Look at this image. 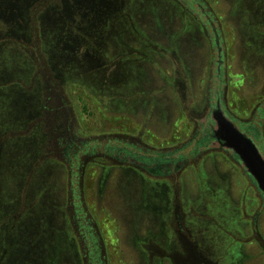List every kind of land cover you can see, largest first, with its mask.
<instances>
[{
	"label": "rangeland",
	"instance_id": "1",
	"mask_svg": "<svg viewBox=\"0 0 264 264\" xmlns=\"http://www.w3.org/2000/svg\"><path fill=\"white\" fill-rule=\"evenodd\" d=\"M60 1L0 20V89L14 80L40 99L4 138L40 131L28 181L39 169L31 191L44 189L15 252L3 257L0 241V264H264L261 193L216 136V112L237 117L264 156V0H116L125 14L89 30L70 10L50 14ZM173 134L182 140L164 144ZM32 148L0 160L23 164ZM142 178L146 202L159 183L158 209L143 206Z\"/></svg>",
	"mask_w": 264,
	"mask_h": 264
},
{
	"label": "trees",
	"instance_id": "2",
	"mask_svg": "<svg viewBox=\"0 0 264 264\" xmlns=\"http://www.w3.org/2000/svg\"><path fill=\"white\" fill-rule=\"evenodd\" d=\"M36 1L37 0H25L24 2L23 0H20L19 3H16L17 0H14V2L13 0H11L9 2L10 4H8L6 3V0H0V20L1 21L3 20L5 13L9 9H11V14H15V13L23 14V12L27 14L28 10H32V12L34 13V10H36V8L33 9V4ZM42 1L44 2V0ZM115 1L116 0H61L60 3L56 5V7L54 6L52 9L50 8V14L54 15L56 14V12H58V14H61L62 12L65 11L68 12V10H70L73 13L82 16L85 23V29L89 30L92 27H95L100 20L106 21L108 17H110V15H112L115 12L116 13L120 12V14L121 13L125 14L126 11H123V9L121 8L115 9ZM26 16L27 17L23 18V21L25 20L28 22L29 19L28 14ZM8 21L13 26V28L18 27L17 25H15L16 19L13 20V17H10ZM43 27H44V33H43L44 38L50 39L52 38V36H50L48 32L51 33L50 31L51 30L54 31L55 29H57L58 26H56V28L52 26V28L49 29H48V25H47V29H45V26ZM12 82L7 81L6 82L7 84L3 85V87H1L0 89L2 92L4 91L8 92L6 94L0 93V107H2L1 108L2 111L0 112V155L5 150L7 151L11 146L21 147L24 148L25 150V147L29 143H31L33 145V148L31 149V152L28 155L23 157L24 158L23 164H17L16 166L13 167V165L10 164L9 162H4L0 160V241L3 245L2 246L3 249L1 252V255L3 257L9 256L10 253L15 252L16 248L18 247L19 244L17 242V235H18L17 228L18 226H20V223L23 220L25 221L26 219H33V215L38 216L41 213L40 210L41 203H39V201L41 200L44 190V189L38 190L37 192L31 191L33 190V186L39 184L38 182L40 179L38 176L39 169L33 172V176L31 175L28 181V178L30 176L29 172L31 168L34 166L36 157H38L40 152V146H39L40 141L38 142V140L36 139V137H39L41 135L40 131L36 130L34 132H31L27 137L10 136L12 140L6 137L4 138L6 132L8 131L24 130L28 126L31 119H33V117L36 116V113H38L37 111L38 108H40V103H39L40 99L37 96H35L34 92H33V97H30V94L28 95L27 91L23 90L20 87H17L18 85H16L15 83L11 84ZM16 100L17 102L15 103ZM149 135H150V140L152 142H155L156 139L159 140L158 137L151 135L150 133ZM176 136L177 135L173 134L171 137L165 139L166 142H164V144L175 145L179 140H182L180 139V137H176ZM28 150L29 149H27L26 151ZM173 153L174 152L166 153L165 155L164 153L162 154L158 153L157 154L158 157L154 158L159 160L157 166H162V163H167V161L169 162V156H172ZM137 158L147 166L152 164L153 159L151 158H147L145 156H140V157L137 156ZM15 167L16 168L18 167V169L20 168L24 169L25 170L24 174L23 175L20 174L16 182L10 180L12 185L9 184L10 187L9 186L7 187V182L5 183L3 182L2 174L5 170H8L9 172H13ZM128 170L130 171L131 169ZM131 171L136 172L135 174H138V176L141 177L140 171H135L133 169ZM124 172L126 173V170ZM142 179L143 182L141 181V185H143V189L141 192L142 195H140V197H142V200L144 199L143 201L144 205L143 204L142 205L146 207H151L152 210L158 209L159 208L158 205L160 206V204L157 203L156 198L157 195L159 194V190L157 189L160 188L158 185L159 183L155 182L153 184V187L149 189V190L153 189L154 192L153 195L151 194L150 196L148 195L149 202H146V195L148 192H146L145 187L147 185L146 182H144V178ZM26 181H28L27 191L25 195H22L24 202H23V206H20L19 201L22 197L21 191L23 190ZM158 196H160V194ZM262 202H263L262 204L264 205V200ZM161 206H162V202H161ZM155 213L157 214L158 212ZM154 217H156L155 214ZM29 233L33 234V230L29 231L27 233V236H30ZM22 264H24V262H22Z\"/></svg>",
	"mask_w": 264,
	"mask_h": 264
},
{
	"label": "water",
	"instance_id": "3",
	"mask_svg": "<svg viewBox=\"0 0 264 264\" xmlns=\"http://www.w3.org/2000/svg\"><path fill=\"white\" fill-rule=\"evenodd\" d=\"M225 121V120H224ZM224 130L229 132V140L222 144L229 146L235 151L236 157L244 163L249 176L264 196V157L256 144L241 133L231 122L225 121ZM217 136V135H216Z\"/></svg>",
	"mask_w": 264,
	"mask_h": 264
},
{
	"label": "flooded vegetation",
	"instance_id": "4",
	"mask_svg": "<svg viewBox=\"0 0 264 264\" xmlns=\"http://www.w3.org/2000/svg\"><path fill=\"white\" fill-rule=\"evenodd\" d=\"M216 117L219 120V129L216 131V135L217 138L219 139V141L221 142H227V140H229V132L228 130H224L225 128V124L224 122H231L233 125H235V127L237 129L240 130L241 133L245 134L246 136H248L249 138H251V140H253V142L255 143V139L259 137V132L255 129V139H253V137L250 136V132L248 131L249 128H246L245 123L241 120V119H237V117H231L230 119L227 118L225 119L222 115H220L218 112H216ZM225 120V121H224ZM256 144V143H255ZM257 146V145H256ZM258 148V146H257ZM259 149V148H258ZM260 153L262 154L261 150L259 149ZM263 155V154H262ZM264 157V156H263ZM258 189V188H257ZM260 192V191H259ZM261 193V192H260ZM261 197L264 200V196L261 193Z\"/></svg>",
	"mask_w": 264,
	"mask_h": 264
}]
</instances>
